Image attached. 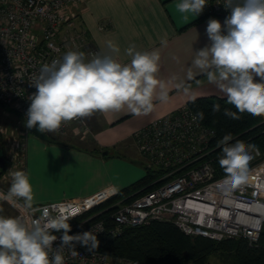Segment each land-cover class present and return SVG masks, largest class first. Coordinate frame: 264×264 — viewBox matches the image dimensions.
Listing matches in <instances>:
<instances>
[{"label":"built area","instance_id":"1","mask_svg":"<svg viewBox=\"0 0 264 264\" xmlns=\"http://www.w3.org/2000/svg\"><path fill=\"white\" fill-rule=\"evenodd\" d=\"M86 1L0 0V106L25 124L21 136L11 138L3 149L0 192H8L10 172H25L26 113L29 97L36 92L31 84L42 65L61 59L68 51L84 52L87 60L99 52L74 21V9ZM224 4L225 0H207L199 16L226 19L230 10ZM194 117L185 105L132 134L145 169L159 174L151 184L156 186L134 199L102 208L118 195L116 189L108 187L83 198L32 205L31 209L0 200V215L22 216L29 223L40 220L41 224L64 218L70 225L69 235L92 231L97 238L103 234L118 237L126 229L161 222L173 225L186 237L215 242L242 238L249 245L256 244L264 224V160L259 151L251 152L247 182L229 194L221 192L216 185L225 174L217 175L215 164L224 145H218L215 132ZM70 128L82 135L89 133L81 118L63 123L56 132L42 134L61 138ZM49 233L57 237L53 251L60 249L63 230L49 229ZM75 250L76 256L71 246L61 250L64 264H150L90 252L79 243Z\"/></svg>","mask_w":264,"mask_h":264},{"label":"clouds","instance_id":"2","mask_svg":"<svg viewBox=\"0 0 264 264\" xmlns=\"http://www.w3.org/2000/svg\"><path fill=\"white\" fill-rule=\"evenodd\" d=\"M206 4L207 0H181L176 7L180 13L198 16ZM224 6L230 15L223 25L217 19H209L206 32L211 44L196 51L193 64L226 94L227 102L237 112L264 117V0H225ZM134 48L133 45L127 49L132 57L129 64L114 58L119 48L108 41L107 51L93 53L90 60L84 52L68 51L61 59L42 65L31 84L36 92L29 97L26 127H37L41 133L56 132L63 123L97 112H119L125 107L137 116L151 113L154 100H168L167 87L157 78L160 53ZM218 111L220 105L216 104L213 112ZM237 112L224 110L232 119H240ZM197 117L203 120L204 113H197ZM230 140L231 136L225 135L222 141L219 165L225 176L216 185L225 194L247 182L249 161L253 159L250 153L259 151L255 144L240 140L229 144ZM10 175V188L6 194L0 192V200L31 209L34 193L28 175L24 171ZM20 200L23 204L18 203ZM49 229L63 230L60 249L53 251L57 237ZM70 230L64 218L41 224L40 220L29 223L22 216L0 215V264H64V247L71 246L73 256L78 255L76 243L90 252L98 249L99 240L92 231L69 235Z\"/></svg>","mask_w":264,"mask_h":264},{"label":"crops","instance_id":"3","mask_svg":"<svg viewBox=\"0 0 264 264\" xmlns=\"http://www.w3.org/2000/svg\"><path fill=\"white\" fill-rule=\"evenodd\" d=\"M180 2L87 0L74 9L76 25L94 47L104 53L107 42L112 41L119 48L114 58L122 64L131 62L127 54L130 46L140 52L159 50L157 78L165 83L168 100H154L153 111L146 115H134L127 107L119 112H97L83 118L89 130L86 135L70 128L53 143L26 135L25 173L33 187L32 205L83 198L108 187L120 191L132 185L145 174L131 139L135 131L191 100L227 99L193 64L196 51L211 44L206 32L209 19L222 25L225 19L180 13L176 7Z\"/></svg>","mask_w":264,"mask_h":264},{"label":"trees","instance_id":"4","mask_svg":"<svg viewBox=\"0 0 264 264\" xmlns=\"http://www.w3.org/2000/svg\"><path fill=\"white\" fill-rule=\"evenodd\" d=\"M206 17L208 16L200 19ZM216 104L220 105V111L213 112V106ZM186 106L201 125L215 132V142L218 145H223L224 136L230 135L229 144L240 140L245 144L257 145L264 160V117H254L247 112L241 114L227 99L215 97L194 99ZM225 109L237 112L240 119L226 116ZM199 112L204 113L203 120L197 117ZM218 165L219 163L215 164L217 175L221 176L225 173L218 169ZM158 178V173L145 169V174L140 180L118 191V195L102 208L120 200L134 199L153 189L156 184H151ZM97 239L99 247L96 252L113 258H128L150 264H208L211 257H217L224 264H264V224L257 243L253 245H249L242 238L215 242L199 237H186L173 225L161 222L126 229L118 237L103 234Z\"/></svg>","mask_w":264,"mask_h":264},{"label":"rangeland","instance_id":"5","mask_svg":"<svg viewBox=\"0 0 264 264\" xmlns=\"http://www.w3.org/2000/svg\"><path fill=\"white\" fill-rule=\"evenodd\" d=\"M25 124L23 120L12 113L9 109L0 106V156L3 154L7 141L11 140L14 136L20 137ZM29 136H32L29 134ZM57 139V138H54ZM5 159V157H4ZM208 264H224L217 257H211L208 260Z\"/></svg>","mask_w":264,"mask_h":264},{"label":"water","instance_id":"6","mask_svg":"<svg viewBox=\"0 0 264 264\" xmlns=\"http://www.w3.org/2000/svg\"><path fill=\"white\" fill-rule=\"evenodd\" d=\"M27 128V127H26ZM27 131L29 134L33 135L34 137H36L37 139L47 142V143H53V139H51L50 137H48L45 134H42L41 132L38 131L37 127H34L32 129L27 128ZM106 155V153H103V156ZM4 166V159L2 156H0V167L2 168Z\"/></svg>","mask_w":264,"mask_h":264},{"label":"bare ground","instance_id":"7","mask_svg":"<svg viewBox=\"0 0 264 264\" xmlns=\"http://www.w3.org/2000/svg\"><path fill=\"white\" fill-rule=\"evenodd\" d=\"M261 214L263 215V214H264V212L262 211V212H261Z\"/></svg>","mask_w":264,"mask_h":264}]
</instances>
